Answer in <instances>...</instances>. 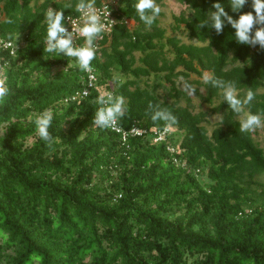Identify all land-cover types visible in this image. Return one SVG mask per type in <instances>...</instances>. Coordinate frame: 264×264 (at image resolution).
<instances>
[{"label":"trees","instance_id":"obj_1","mask_svg":"<svg viewBox=\"0 0 264 264\" xmlns=\"http://www.w3.org/2000/svg\"><path fill=\"white\" fill-rule=\"evenodd\" d=\"M170 1L186 10L169 36L162 12L148 28L137 0L118 1V23L92 60L98 82L78 103L84 71L44 52L46 10L63 11L66 25L77 0H0V38L20 46L0 59V264H264V149L239 130L246 113L264 120V50L237 43L227 23L220 34L197 27L216 2L238 19L229 0ZM205 73L254 100L235 113ZM181 77L208 110H196ZM101 94L123 97L124 132L146 134L94 126ZM157 108L176 122H154ZM46 109L51 146L36 133Z\"/></svg>","mask_w":264,"mask_h":264},{"label":"clouds","instance_id":"obj_2","mask_svg":"<svg viewBox=\"0 0 264 264\" xmlns=\"http://www.w3.org/2000/svg\"><path fill=\"white\" fill-rule=\"evenodd\" d=\"M247 3L248 0H229L231 11L240 13L239 18L235 19L232 15H229L221 3L216 2L212 5L215 10L210 11L207 15V21L199 23L197 27L201 29L205 26H210L209 28L215 29L217 34H220L227 23L235 29V40L237 43L252 47L259 45L264 50V0H251L253 11L241 12ZM134 7L140 20L148 28H151L155 18L162 11L160 5L157 4V0H137ZM75 10L81 14L83 24L78 26L75 22L70 21L72 25L71 31L64 24L65 14L63 11H57L52 7L46 10L44 17L47 25V35L44 42V52L63 53L66 57L75 58L81 71L90 72L91 61L96 56L94 42L101 36L106 25L102 22L101 13L95 7V0H77ZM11 22V20L8 21V23ZM77 37L84 38L85 43L83 46H74V39ZM181 79L183 78L181 77ZM203 79L204 82L223 89L224 101L237 114H240L243 107L250 104L255 98L254 92L249 89L245 97L239 99L235 85L232 82L225 83L218 79H212L207 73L204 74ZM183 88L188 95H194L196 92V89L187 83L183 85ZM7 95L8 93L3 88H0V101ZM96 103L101 105L94 116V126L96 127H113L117 119L124 115L123 97L101 94L97 97ZM148 107L152 109L153 105L149 103ZM52 119V113L47 109L35 118L36 133L42 140L48 142L49 146H51L53 139L48 131ZM151 119L154 122L158 120L170 123L176 122V118L170 112L166 109L158 108L152 113ZM262 126H264V120L259 114L246 113L244 118L240 120L239 130L240 132H252Z\"/></svg>","mask_w":264,"mask_h":264},{"label":"built area","instance_id":"obj_3","mask_svg":"<svg viewBox=\"0 0 264 264\" xmlns=\"http://www.w3.org/2000/svg\"><path fill=\"white\" fill-rule=\"evenodd\" d=\"M118 1L119 0H107L102 5L96 6V9L99 10V12L102 15V22L105 23L106 27L103 33L99 38L96 39L95 47L96 51H98L101 48V42L105 39V37H110L112 34V31L115 27V25L118 23L117 19V7H118ZM70 21L75 22L78 26H82L83 21L81 19V14L77 13L75 16H69L66 18V27L69 31L72 30V25ZM115 21V23H113ZM126 23H130L128 20ZM85 43L83 37H77L74 39V46L80 47L83 46ZM20 48L15 41H9L4 40L0 38V59H1V53H9L10 56H15L17 53V50ZM85 74V87L77 91L72 97L71 101H77L80 103L83 98L87 97L90 94V89L94 88L98 82V77L96 75L95 68L92 66L91 61V70L90 72H84ZM112 131H115L117 133H121L123 135V138L126 139L128 135L133 137H141L144 134H146V131L141 130L139 127L134 126L130 131L124 132L118 125V122H116L115 126L109 127ZM168 132V130L164 131L163 133L158 134L157 138L154 139V142H160L164 140L165 133ZM173 150H171L172 152Z\"/></svg>","mask_w":264,"mask_h":264},{"label":"rangeland","instance_id":"obj_4","mask_svg":"<svg viewBox=\"0 0 264 264\" xmlns=\"http://www.w3.org/2000/svg\"><path fill=\"white\" fill-rule=\"evenodd\" d=\"M164 3L165 5L163 7L160 6L163 15L160 16L159 19L161 21L162 26L167 30V35L169 36L172 34V26L175 24L174 17L180 16V14L186 10V7L184 5L178 4L170 0H167ZM177 35H180V32H178ZM181 38H183L184 41H187L185 37L182 36ZM137 56L139 57L140 54H137ZM207 74L210 77V74L209 73ZM191 80H199V77H197L196 75H192ZM201 80L204 79L202 78ZM183 85H184V80L182 79L179 81V88L184 90ZM194 87H198V85L195 84ZM200 92L204 94V89L200 88ZM163 93L164 92L162 90L161 94L163 95ZM191 97H192V102L195 105L197 111H199L200 109L208 110V106H201V100L198 97H196L195 95H191ZM240 118L243 119L244 115H242ZM220 120H221L220 116L211 117L210 124H208L207 126L209 130L211 131L214 128V126L218 122H220ZM254 132L256 134L257 141L260 147L264 149V126L255 129ZM33 141L34 139H30L28 144L31 145Z\"/></svg>","mask_w":264,"mask_h":264}]
</instances>
